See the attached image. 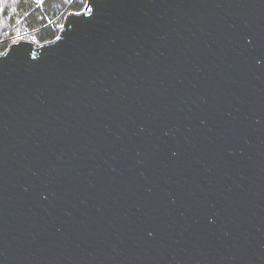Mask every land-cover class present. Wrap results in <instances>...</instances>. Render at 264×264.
I'll use <instances>...</instances> for the list:
<instances>
[{
    "label": "water",
    "instance_id": "water-1",
    "mask_svg": "<svg viewBox=\"0 0 264 264\" xmlns=\"http://www.w3.org/2000/svg\"><path fill=\"white\" fill-rule=\"evenodd\" d=\"M0 54V264H264V0H86Z\"/></svg>",
    "mask_w": 264,
    "mask_h": 264
},
{
    "label": "trees",
    "instance_id": "trees-1",
    "mask_svg": "<svg viewBox=\"0 0 264 264\" xmlns=\"http://www.w3.org/2000/svg\"><path fill=\"white\" fill-rule=\"evenodd\" d=\"M86 0H0V54L18 40H54L68 13L81 12Z\"/></svg>",
    "mask_w": 264,
    "mask_h": 264
},
{
    "label": "rangeland",
    "instance_id": "rangeland-1",
    "mask_svg": "<svg viewBox=\"0 0 264 264\" xmlns=\"http://www.w3.org/2000/svg\"><path fill=\"white\" fill-rule=\"evenodd\" d=\"M25 40V39H24ZM22 41V40H21Z\"/></svg>",
    "mask_w": 264,
    "mask_h": 264
}]
</instances>
